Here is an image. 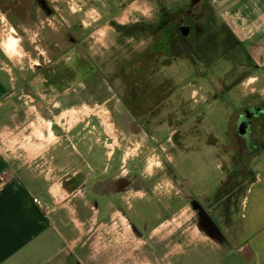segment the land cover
Instances as JSON below:
<instances>
[{"label":"flooded vegetation","instance_id":"obj_1","mask_svg":"<svg viewBox=\"0 0 264 264\" xmlns=\"http://www.w3.org/2000/svg\"><path fill=\"white\" fill-rule=\"evenodd\" d=\"M62 1L64 0H0V23L9 25L11 31L19 37L28 38L29 34L34 35L35 28L44 30L46 26H58V24L66 28L63 36L68 45L57 46L55 41L47 43V53L50 55L47 60L38 57L40 64L37 68L39 82L44 88L41 95L38 94L40 96L38 100L41 102L38 109L47 121L54 123L55 129L60 131L59 137L65 135L64 127L68 118H64L63 126L56 123L55 119L65 113L84 110L83 112L90 111V114L77 122L75 127L82 128V131L93 139L94 123L104 131L102 122L98 118L109 117L111 102L115 104V101L124 103L129 108V112L126 108L117 111L114 108L113 112L121 116L129 113L134 119L132 122L138 127L135 133L139 138L138 142L136 141V151L140 154L142 150L151 149L158 152L164 149L159 141L165 140L167 135H164L159 128L168 116L171 117L168 127L174 126L177 130L172 132L170 139H166V146L174 147L177 153L188 150L189 146L197 152L206 150L204 140L206 137L210 139L213 132L215 142L213 146L208 145V150L210 147L213 149V164H205L204 157L198 158L204 168V165L208 167L212 165V169L208 168V176L213 182L208 184L209 187L213 185L209 197L203 192L206 186L205 178L201 177L202 169L196 165L192 170L190 164H183L178 154L172 150L170 152L172 158L162 156L155 167L146 174H142L144 168L141 163L143 168L141 172V168L138 169L135 164L129 166V168L134 167V173H130V169L127 174H121L127 165L121 159L118 163L116 158L108 159L109 166L100 178L98 171H95L96 165H93L94 168L87 166L86 170L78 169L77 177L83 174L87 176L85 196L91 211L90 217H93L92 229L98 227L111 229L110 232H105L108 241L116 239L111 236L118 231L122 235L119 239L124 245L126 243L136 245V249H133L135 261L140 260L143 255L149 262L155 261L159 253L165 252V248H173L175 243L184 241L186 235L190 233L191 225H201L210 233L206 211L210 213L209 218L216 225L212 213L221 210L222 191L220 175L213 174L216 171L222 174V170L217 169L218 163L221 162V149L234 150L236 156L238 153L253 156L264 151V27L254 32L247 28L237 32L233 24L218 10L213 13L212 0H178L176 6L164 14L159 29L141 30L137 27L133 34H129L128 30L125 31L124 23L118 21L125 8L123 0H87L84 11L92 10L90 24H93L86 34L78 36L72 29L77 25L78 13H82L83 10L80 8L79 12L78 10L75 12L68 6L71 13L66 12L67 8L65 9ZM67 21L70 23L68 24ZM104 25L110 29L104 34L108 45L99 47L90 45L89 42L97 43L96 34ZM238 34L245 36L240 39ZM127 36L131 41L145 42L148 44L149 52L155 54L157 50L153 44L157 42V36L161 37L165 41L163 51L170 59H181L185 68L198 70V75L205 76L206 71L216 70L215 77L211 79V83L215 85L214 89L206 90L211 92L207 96L208 99L205 101V91L200 95L197 94L201 97V105L198 109L202 111L200 112L203 114L202 118L197 116L196 121L194 117V122L190 123L192 119L189 118V114H185V108L190 106L191 99L186 98V94L179 93L182 88H173L172 78L148 76L138 78L134 82L133 99L120 96V90L115 83L116 78L109 75L110 68L116 61L122 59V54L129 49L125 45ZM141 38H144V41H141ZM84 40H87L88 44L84 45ZM245 42L252 44V50L260 54L261 61L251 58L249 46ZM99 53L105 54L104 58L100 57ZM116 55L118 58L114 63L112 60ZM157 58L158 55H155L154 59ZM223 64L227 66L224 67ZM148 66L150 73L156 75L157 63L150 62ZM238 68L240 71L237 72ZM223 74H229V77L224 78ZM204 80V77H192L186 80L182 78L180 81H186V85L201 86L205 84ZM244 81H247V86L251 85L252 88L245 97H240L237 92L239 86L244 85ZM49 85H53L61 92L52 93L50 87L45 88ZM62 86H65L66 90H63ZM207 101L213 102V108L219 117L223 108L234 110L230 137L222 138L219 121L214 122L211 133H206L202 121L207 117L206 108L210 106L206 105ZM94 111L97 112V116ZM190 135L195 141L188 144L186 140H189ZM97 144L104 150L109 149V143L103 139L101 143L97 141ZM116 147L118 150L123 148L118 143ZM136 156L137 162H141L140 155ZM233 159L236 161V158ZM172 161L182 163L180 168L187 170L188 173L180 174L175 171ZM232 165L234 166L229 169V173H226L227 176L225 175L230 181L225 187L229 192L226 197L230 201L238 182V165L235 163ZM164 178L169 181L164 182ZM164 186L169 187L168 191L163 190ZM71 192L79 195V193L83 194L84 190ZM161 197H166L168 203L159 205ZM207 205L210 206L209 210L206 208ZM189 210L191 215L182 218V215ZM178 212L182 217L179 215L174 218V214ZM178 218L181 221L175 224L174 221ZM126 235L129 236L130 241L127 240ZM122 264L129 263L122 262Z\"/></svg>","mask_w":264,"mask_h":264},{"label":"crops","instance_id":"obj_2","mask_svg":"<svg viewBox=\"0 0 264 264\" xmlns=\"http://www.w3.org/2000/svg\"><path fill=\"white\" fill-rule=\"evenodd\" d=\"M212 2L237 32L264 27V0ZM26 80L22 84L0 61V135H6L0 136V264H103L107 251L113 258L122 255L124 244L118 241L117 250H113L116 240L106 239L105 232L111 229H92L85 196L87 176L77 177L78 169L96 165L100 178L110 156L76 127L59 137L60 131L49 120L48 128L41 130L39 123L46 121L38 109L41 92L29 89L31 82ZM49 133L52 139L46 141ZM255 174L244 193L239 234L231 245L206 243L205 250L187 239L173 246H188V250L159 263L180 264L185 256L187 263L264 264V158ZM74 190L84 192L76 195L71 192ZM219 236L218 232L214 237Z\"/></svg>","mask_w":264,"mask_h":264},{"label":"rangeland","instance_id":"obj_3","mask_svg":"<svg viewBox=\"0 0 264 264\" xmlns=\"http://www.w3.org/2000/svg\"><path fill=\"white\" fill-rule=\"evenodd\" d=\"M73 2L70 3V0H64L62 1V4L65 6V9L67 10L66 12L69 11L68 6L72 7V10H78L82 8V13H78L77 16V25H75L73 32L78 35L82 36L87 33V30L89 27L93 24L91 23V11L88 12V10L84 12V8L86 6V1L85 0H72ZM178 0H123L124 3V11L121 12V16L118 18V21L121 23H124V28L125 31H129V34H133L134 31L137 29V27H140L141 30L145 29H159L162 24V20L164 19V14L168 12V10H171L176 6ZM55 4V3H54ZM77 5V6H76ZM213 7V13L217 12V9ZM70 12V11H69ZM220 12V11H219ZM65 18H67L65 16ZM71 18V17H70ZM228 20V17H224ZM5 23V21L3 22ZM69 24L70 21H67ZM229 23V22H228ZM62 26V25H61ZM59 24L58 26H46V29H41V28H35V33L29 34L28 38H22L17 35H15L12 31L9 25L1 24L0 23V61L7 66H9L12 69V74L14 78H19L21 81H23L22 84H24L25 79L31 82V85L29 86V89L34 91H39L42 92L44 89L43 86L39 82V75L37 68L39 66V58H45L47 60L48 56L50 54L47 53L48 51V44L52 41H55L57 43V46H67L68 43L65 41L63 33L64 30L66 31L65 27H61ZM101 28V27H100ZM110 29L107 28L106 25H104L96 34L95 41L97 43H90V45H96L97 47L101 45H108L107 40L104 38V34H106ZM240 39H243L242 36H245L243 34H238ZM127 40L125 41L127 45V49L125 53L122 54V59H119V61H116L118 56L116 55V58L112 60L114 63H116L110 68V77H115L116 78V85L118 89L120 90L121 95L125 99H133V94L134 90L133 87L135 86L134 82L138 78H143V77H157V78H172V84L173 88H182V91L179 93L186 94V98L191 99L190 100V106L185 108V114H189V118L192 119L190 120L192 122L194 117H203L199 111L198 106L200 104L201 93H204L205 91V101L208 99L207 96L211 94V92H207V89H214V86L211 83V79L215 77L216 75V70L212 69V71H206L205 76L203 75H198V70L195 69H189L185 68L183 65V61L181 59H170L165 52L163 51L165 48V41L163 38L158 37L156 38L157 42L153 44L156 47L157 53L155 54L150 53L149 50L147 49V45L145 42L140 43V41H131L129 36H127ZM112 41V40H111ZM141 41H144V38H141ZM113 42V41H112ZM48 43V44H47ZM250 49L251 53V58L254 60V58H257V60L261 61V56L260 54H256L252 50V44L250 42H245ZM88 44L87 40H84V45ZM151 43H149L150 46ZM8 46H11L12 51L11 53L6 52V48L8 49ZM136 47H139V49H135ZM96 51V50H94ZM7 53V54H6ZM249 53V54H250ZM258 53V52H257ZM100 57L104 58L105 54L99 53ZM155 55H158L157 60H155ZM253 56V57H252ZM258 56V57H257ZM213 60V58H212ZM150 62H156L157 63V71L156 75L153 73H150L149 69V63ZM226 64V63H225ZM224 65L227 66V65ZM240 65V62L238 66ZM213 66V65H212ZM147 68L149 70H147ZM225 70V69H224ZM29 71V73H28ZM240 71L238 68L237 72ZM35 73V74H33ZM146 73V75H144ZM31 74V75H30ZM224 75V74H223ZM201 78L204 77V85H193V84H185L186 81H180L182 78L184 80L188 78ZM229 77V74H225L224 78ZM26 80V81H27ZM228 82V80L226 81ZM245 82V81H244ZM51 88L52 93H59L61 92L60 90H56V88L53 85H49L48 87L45 88ZM80 87V86H79ZM63 90L65 89V86L61 87ZM226 88V85L224 86V89ZM252 88L251 85L247 86V81L244 83V85L239 86V90L237 94L240 95V97H245L247 93H249L250 89ZM176 92V91H175ZM225 92V91H224ZM226 93V92H225ZM196 95L192 97L191 95ZM198 94V95H197ZM230 96V95H229ZM193 98V99H192ZM195 102V103H194ZM130 104V102H127ZM121 104V105H120ZM206 105L209 106L206 108V114L207 117L203 118L204 121L203 124L205 126L206 133H211L214 129V122H220L221 126V134L222 138L224 137H230V130H231V118L233 115L234 110L230 109H222L221 115L216 114L214 108H213V102L212 101H207ZM117 111V109L122 110L126 108L129 112V108L124 105V103H121L120 101H115V104L111 102V114L109 117L107 116H100L98 119L102 122V128L104 131L98 126L97 123H94V138L91 139L93 142H102L106 141L109 143V149L105 150L107 152V156H110V158H116V160L121 159L124 163H126L127 168H125V171L121 172V174H127L128 170H130V173L133 172L134 167L129 168V166L136 164L137 168H144V171H142L143 168H141L140 172L142 171V174L149 173L151 168H154L155 165L159 160H161L162 156L166 155L169 158H172V153L170 152H176L177 149H175L172 146H166V139H170V135L172 132H175L177 130V127H168V124L170 123L171 117L168 116L165 122L161 125L159 130L164 133V135H167L165 140L159 141L161 143V147H164V149H160L158 152H154L151 149L149 150H142V154L139 153V151H136V146L139 138L135 135L138 131V127L136 124H133L132 121L134 119L129 116V113H125V115H119L117 112H113V109ZM76 111V110H75ZM84 111V110H83ZM70 112V113H65L61 117H57L55 119V122L58 123L60 126H63L62 122L65 117H67V124L65 125V129H69L71 127H75L77 122H79L81 119L84 117H87L90 114V111L88 112ZM86 113V114H85ZM94 113L97 116V112L94 111ZM198 114V115H197ZM201 114V115H200ZM210 116V117H208ZM131 121V122H130ZM197 121V118H196ZM132 123V124H131ZM62 124V125H61ZM39 127H41V130L44 128H48V121L46 120L43 123H39ZM38 127V128H39ZM53 128H55V125L53 123ZM168 127V128H167ZM79 132H82L85 134L84 131H82L79 127H76ZM132 129V130H131ZM49 131V130H48ZM105 133V134H104ZM213 134V132H212ZM211 134V138L209 139L208 137L205 138V149H202V151L197 152L196 150H193V147L189 146L188 150L182 151L183 153H187L188 155H184L182 152L177 153L180 161L183 164H190V167L194 168L196 165H198L199 169L201 170V177L205 178V189L203 192L206 193V196L209 197L212 194V186L209 187V183L211 182L210 179L211 177L208 176V168L212 169V165L210 167L205 166V168L202 166V162L200 157H204L205 159V164H213V159H214V153L213 149L210 147L208 150V145L214 144L215 140L213 135ZM1 134L0 136H2ZM50 135V133H49ZM6 135H3L2 138H5ZM49 139H52L51 135L49 137H45L46 141H49ZM262 140V139H261ZM137 141V142H136ZM189 142L188 144L192 143L195 141V139L190 135L189 140H186ZM6 143V142H4ZM117 143L119 146L123 147L121 150H118L116 145ZM96 145V144H95ZM170 145V143H169ZM171 147V148H170ZM172 150V151H171ZM112 151L114 153L112 154ZM138 152V153H137ZM221 162L218 163L217 169L220 168L222 170V174H220L218 171L215 172L213 175H220V189L222 191V197H221V210H216V212L212 213L213 217L215 218L216 225L211 218H209L210 213L207 211L205 212L206 214V220L207 223L214 225L218 232L220 233V236L215 238L211 237L209 234H207L206 230L201 226V225H191L189 228V235H186V239L190 240L191 245H195L196 248L199 249H205L204 247L206 243L211 244L213 246H219L221 244L224 245H231L232 241L236 239L238 236V227L240 225L238 224V217L241 212V204L242 200L244 197V193L249 187V185L253 182V176L256 175L255 173L257 172V168L261 163V159L264 158V154L261 153H256L253 156H246L245 153L239 154L236 156V153L234 150H230L228 148H222L221 149ZM140 155L141 162H137L136 160V155ZM97 157V156H94ZM199 158V159H198ZM211 158V159H210ZM236 158V161L233 159ZM183 160H186L185 162ZM141 163V164H140ZM179 162L172 161V167L175 169L180 174H185L188 173L187 170L181 169L180 165L182 164ZM233 163L238 165V182L237 186L235 188L234 195L232 196V201L228 200L226 196L229 195V192L225 190V187L229 184V177H226V173H229V169L233 167ZM147 167V168H146ZM193 170V169H192ZM204 170V171H203ZM214 170V169H213ZM212 171V170H211ZM215 171V170H214ZM134 173V172H133ZM213 172H211L212 174ZM226 175V176H225ZM229 175V174H228ZM219 180V178H217ZM216 180V179H214ZM169 181L167 178H164V182ZM213 183V182H211ZM211 185V184H210ZM217 185L219 183L217 182ZM169 187L164 186L163 190L168 191ZM158 190H160L158 186ZM227 198V199H226ZM161 202H159V205L168 203L166 202V197L163 198L161 197ZM226 199V200H225ZM151 203V202H150ZM153 205V203H152ZM188 207V206H185ZM207 210L210 209V206H206ZM145 209V208H143ZM191 211L189 210L188 213L184 214L181 216L180 212L174 214V218L179 216L184 218L189 217L191 214ZM192 219V218H191ZM180 218L175 219L174 223L176 224L177 222H180ZM168 222V221H166ZM174 225V224H173ZM176 227V226H175ZM170 228V227H169ZM122 235L119 234L117 231L114 235H112V238H116L115 244L116 247L113 248V250H117V243L120 241L119 238H121ZM128 238L129 236L126 235ZM128 238L127 240H129ZM113 240V241H114ZM130 241V240H129ZM114 243V242H113ZM114 247V244H111V248ZM125 248V250H124ZM171 247L165 248L164 253H159L156 256L155 261L159 263V261L162 260H167L168 257L174 254V257L176 259L177 256L180 254H177L179 251H186L188 250V246H173V248L169 249ZM133 249H136V245L126 243L123 245V252L122 255L118 253V257L114 256L115 259H118L119 261H115V259L111 256H109L108 251L104 254V263L103 264H122V262H128L129 264H155V261L149 262L145 255L142 256V258L138 261H135L134 258V251ZM174 249V250H173ZM208 249V248H207ZM112 249L110 251H113ZM174 251V252H173ZM116 252V251H115ZM167 252V253H166ZM122 257V258H121ZM185 256H182L180 264H205L203 262H198V261H192L190 260L189 263L186 262ZM114 259V260H113ZM146 260V261H145ZM113 261V262H112ZM209 263V262H208ZM160 264V263H159Z\"/></svg>","mask_w":264,"mask_h":264},{"label":"water","instance_id":"obj_4","mask_svg":"<svg viewBox=\"0 0 264 264\" xmlns=\"http://www.w3.org/2000/svg\"><path fill=\"white\" fill-rule=\"evenodd\" d=\"M133 124H135L134 122H132ZM131 123V124H132ZM132 130V129H131ZM209 232H210V235L211 236H215V235H217V233H218V230H217V228L214 226V225H212V224H209Z\"/></svg>","mask_w":264,"mask_h":264},{"label":"bare ground","instance_id":"obj_5","mask_svg":"<svg viewBox=\"0 0 264 264\" xmlns=\"http://www.w3.org/2000/svg\"><path fill=\"white\" fill-rule=\"evenodd\" d=\"M6 52H7V53H11V52H13L11 46H8V49L6 48Z\"/></svg>","mask_w":264,"mask_h":264},{"label":"built area","instance_id":"obj_6","mask_svg":"<svg viewBox=\"0 0 264 264\" xmlns=\"http://www.w3.org/2000/svg\"><path fill=\"white\" fill-rule=\"evenodd\" d=\"M1 186H2V183H0V188H1ZM37 204H40V202L37 200V199H35L34 200Z\"/></svg>","mask_w":264,"mask_h":264}]
</instances>
